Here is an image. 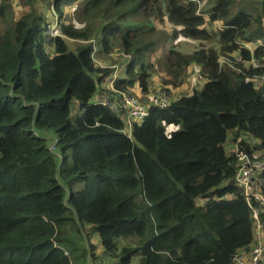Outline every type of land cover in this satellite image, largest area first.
I'll return each instance as SVG.
<instances>
[{
  "label": "trees",
  "instance_id": "16d2710c",
  "mask_svg": "<svg viewBox=\"0 0 264 264\" xmlns=\"http://www.w3.org/2000/svg\"><path fill=\"white\" fill-rule=\"evenodd\" d=\"M36 1L23 0L30 11L20 17L14 4L0 7V264H72L75 237L65 235L85 226L98 233L102 260L120 264H234L251 253L255 221L225 146L244 135L247 153L264 160V87L255 84L264 77V46L243 44L252 18L229 19L227 0H210L199 14L187 0H50L48 15ZM78 1L63 22L64 8ZM165 19L197 41L210 39L207 21L226 20L214 35L220 50L168 53L167 85L180 88L193 64L207 82L166 108L150 105L129 138L126 110L107 93L108 105L97 98L105 86L147 93L150 58L162 46L153 21ZM116 49L128 67L111 86L97 56L104 61ZM257 181L264 196V170ZM253 206L264 223L260 201Z\"/></svg>",
  "mask_w": 264,
  "mask_h": 264
},
{
  "label": "rangeland",
  "instance_id": "374dc122",
  "mask_svg": "<svg viewBox=\"0 0 264 264\" xmlns=\"http://www.w3.org/2000/svg\"><path fill=\"white\" fill-rule=\"evenodd\" d=\"M230 3V16L229 19L234 18L239 13H244L250 16L253 20V26L250 30L247 31L246 37L244 38L243 44L254 49L260 45L264 46V15H263V0H227ZM48 2L50 0H37L35 3L36 9L42 12L44 15H48V11L50 10L47 7ZM79 1L72 5L66 6L64 8L63 22L69 23V15H72L74 10L76 9ZM210 0H206L205 5L202 10H206ZM9 4H14L15 6V16L20 17L22 14H25L30 11L29 7L23 5V0H0L1 6H8ZM51 14L54 18L53 27H58L57 25V16L51 10ZM51 14L49 16H51ZM68 16V19H66ZM208 20V17H206ZM5 18L0 17V31H3L6 28L4 24ZM154 25L157 29L156 33L152 36L154 40L157 41L156 48L159 45H162L161 48L151 56L150 61L153 65L154 69L149 71L151 74V78L149 80V88L146 94H143L140 91V95L137 94L138 88L134 89L135 95L137 98L146 106H150L152 104H156L159 102V95L162 93L165 96H172L174 100H176L180 96H185L190 94V89L200 91L203 86L206 84L207 80L202 78L200 73V66L193 64L191 65L186 72L184 73V79H186L185 83L180 88H174L171 85H167V83L174 80L173 75L167 70V61L166 58L168 53L172 51L178 52L180 54H193L197 50L202 49H215L220 50V45L218 44L217 37L214 38L215 34L220 33L226 27V20H220L217 22L207 21L205 25V29L208 34L211 36L208 40H193L184 36L180 33L182 27L175 26L165 20H154ZM52 27V28H53ZM51 28V27H50ZM49 28V29H50ZM52 34L55 35V29L51 31ZM260 35V40L255 42V37ZM248 41V42H247ZM68 45L71 50H75V43L71 40H68ZM121 52L116 49L115 54L106 57L103 61L101 56H97V63L102 64L104 67L109 68L112 79L114 76L123 77L125 76V71L128 67L126 65V58L120 54ZM125 59V64L124 60ZM224 63L226 62V58L222 57ZM110 80V83L112 81ZM114 85V83H113ZM108 86H105L101 89V92L107 93L113 97V100H117V95L114 92H108ZM135 96V97H136ZM82 116V113H79ZM177 128L171 126L168 128L169 132L176 131ZM46 135H51L55 137V132L50 131L46 133ZM47 141H49L47 139ZM226 150L228 151L227 147ZM262 172L259 173V175ZM81 189L79 187L77 190ZM257 236V235H256ZM67 239H72L75 237L74 243L68 247V251L70 253L69 257L71 259L72 264H106L105 260H102L105 257L104 249L100 244V239L98 233L92 231L90 226H85L84 229H81V234H77L75 232L67 230V234L65 235ZM73 241V240H72ZM119 246L127 245V241L122 239L119 242ZM90 246L93 247L92 253L93 257L90 258ZM257 246V245H256ZM255 246V247H256ZM254 247V248H255ZM109 260L108 263L112 261V264L116 262L113 259L107 257ZM139 261L138 258H135L133 261L134 264H137Z\"/></svg>",
  "mask_w": 264,
  "mask_h": 264
},
{
  "label": "built area",
  "instance_id": "2783aa9c",
  "mask_svg": "<svg viewBox=\"0 0 264 264\" xmlns=\"http://www.w3.org/2000/svg\"><path fill=\"white\" fill-rule=\"evenodd\" d=\"M196 3L198 6V14L203 9L206 0H187ZM53 27V26H52ZM48 30V35L55 37L60 35L58 27H53ZM55 29V35L51 31ZM236 61H242L240 56H236ZM224 63V60H222ZM254 66L258 67L259 62L255 61ZM117 77L114 76L110 85L113 83ZM257 88L264 87V77L255 80ZM117 93V100L115 101L118 107H122L127 112V117L124 120V129L122 133L132 138V131L134 125L141 124L149 115V106L144 105L138 98L132 97L124 93ZM108 95L101 93L97 101L102 105H108L109 99ZM111 98V97H110ZM159 102L156 105L160 108L168 107L172 101H174L172 96H165L164 94L159 95ZM115 111V105L111 106ZM250 142L249 138L242 135L239 137L230 136L228 142L226 143L228 153L232 156L237 163V173H236V183L244 191V195L247 199V203L252 209V218L255 221V232L256 235H264L263 222L260 218L259 208L253 206V199L260 201L261 209L264 210V196L260 191H258L259 182L257 181V175L264 170V160H257L256 156L247 153L245 148L242 146L244 142ZM264 262V238H261L259 243L252 252L249 254H240L234 259V264H263ZM114 264H120L115 262Z\"/></svg>",
  "mask_w": 264,
  "mask_h": 264
},
{
  "label": "crops",
  "instance_id": "0c3cea01",
  "mask_svg": "<svg viewBox=\"0 0 264 264\" xmlns=\"http://www.w3.org/2000/svg\"><path fill=\"white\" fill-rule=\"evenodd\" d=\"M248 48H250V47H248ZM250 49H252V48H250ZM190 91L191 92H188V93H193V90L192 89H190ZM136 95H138V96L140 95V89L139 88L137 90V94ZM261 238H264V235H262L261 237L258 236V235L255 236V241H254L255 243H254L253 247L250 250H252L259 243V241L261 240ZM105 262H106V264H112V261L110 263H108L109 262L108 259H106ZM100 264H104V263H102V261H101ZM263 264H264V262H263Z\"/></svg>",
  "mask_w": 264,
  "mask_h": 264
},
{
  "label": "water",
  "instance_id": "95a60500",
  "mask_svg": "<svg viewBox=\"0 0 264 264\" xmlns=\"http://www.w3.org/2000/svg\"><path fill=\"white\" fill-rule=\"evenodd\" d=\"M263 229H264V223H263Z\"/></svg>",
  "mask_w": 264,
  "mask_h": 264
}]
</instances>
